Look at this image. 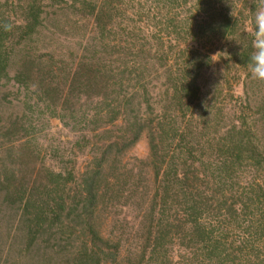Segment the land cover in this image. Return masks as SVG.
I'll use <instances>...</instances> for the list:
<instances>
[{"label":"trees","instance_id":"trees-1","mask_svg":"<svg viewBox=\"0 0 264 264\" xmlns=\"http://www.w3.org/2000/svg\"><path fill=\"white\" fill-rule=\"evenodd\" d=\"M79 3L83 12L89 8L85 17H92L97 33L105 37L113 25L111 2ZM47 5L76 8L77 2L25 0L20 20L13 23L0 10V89L13 82L33 91L36 105L80 133L82 148H91L92 156L80 170L70 161L60 170L27 175L23 169L34 156L32 121L17 117L2 126L0 150L9 145L15 162L0 167V194L4 204L21 211L23 256L44 239L62 235L66 245L60 254L68 264H173L170 245L177 239L180 247L194 251L192 264H264V184L253 181L240 192L235 189L245 167L263 174L264 181V146L253 140L256 134L244 118L222 127V110L212 106L199 83L218 59L249 72L248 29L256 3L244 0L237 10L235 3L201 0L198 20H180L195 29L191 36L175 29L167 48L166 38L156 33L140 45L118 40L113 66L83 60L62 82L51 65L46 73L36 70L29 55V42L44 25ZM107 16L110 20L103 24ZM222 41L229 42L226 57L224 51L215 57L212 47L205 50ZM155 80L162 81L158 102H153L150 86ZM144 134L150 157L138 161L153 173L151 194H138L143 170L134 172L123 161ZM135 199L146 205L143 213L150 225L137 262L124 258L120 244L104 236L99 225L101 214ZM233 229L242 230L240 243L229 244Z\"/></svg>","mask_w":264,"mask_h":264},{"label":"rangeland","instance_id":"rangeland-1","mask_svg":"<svg viewBox=\"0 0 264 264\" xmlns=\"http://www.w3.org/2000/svg\"><path fill=\"white\" fill-rule=\"evenodd\" d=\"M24 1L0 0V10L6 17L11 18L10 22H18ZM65 1L69 6L77 2V7L47 5L44 25L28 46L29 55L35 61V69L46 73L49 71L46 66L51 65L54 68L56 80L61 82L62 78L83 60L94 59L101 64H106L108 68L113 66L115 62L113 45L118 40H122L123 43L132 41L140 45L156 33L159 37L166 38L167 48L169 39L174 37L171 33L175 29L184 36H186L185 32L188 36L194 33L192 31L195 29L185 28L180 20L187 19L189 22H194L200 18L199 15L202 13V10L199 13L197 9V4L201 0H109L113 25L109 26L110 30L105 37H102L97 33L94 19L85 17L89 8L83 12L80 0ZM94 1L98 4L102 3V0ZM223 1L226 6L232 3L237 4V10H240L244 0ZM250 1L256 3V0ZM109 20L107 16L102 23H107ZM151 43L154 44L153 41ZM190 45L193 46V43ZM228 45L229 42L225 41L216 43L215 46L208 44L205 50H210L212 47L215 50L214 56L217 57ZM226 53L224 51V57ZM184 58H181L180 62ZM19 59H21L20 55L15 61ZM217 61L211 70L203 74L199 83L212 106L222 110V127L227 128L239 118H244L247 127L256 134L253 140L264 146V82L253 79L250 72L243 73L233 65L234 63L226 66L224 61L219 59ZM15 70V68L11 70V76L14 75ZM161 84L162 81L155 80L150 85L154 92L153 102L160 100V95L157 94L161 92ZM32 92H28L13 82L0 89V129L8 120L17 117L30 119L34 126L30 144L34 156L26 161L24 174L28 175L33 170L37 173L45 168L60 170L70 161L78 170L83 169L92 156L91 148H82L85 144L81 140L80 133L65 127L59 119L50 117L41 103L37 106L38 96ZM30 106L33 107L32 111L29 109ZM2 141L0 137V144ZM19 145L20 142L16 143V146ZM9 149V145H6L0 150V167L3 163L12 166L15 162V159L12 160L9 156ZM149 157L150 145L146 134L123 157L124 164L129 169L137 173L143 170L145 178L139 183L138 194H143L146 190L148 194L154 191L151 168L141 166L138 161H148ZM262 177L263 174L255 172L250 167H245L238 175L239 185L237 184L235 189L240 192V188L247 187L253 181L264 184ZM3 201L4 198L0 194V264H68V259L60 254L64 251L62 247L66 245L62 235H57L49 242L44 239L41 247H35L23 256L25 241L20 232L22 229L19 224L21 211L18 206L10 207ZM143 206L146 207L140 199H135L131 205L119 207L111 213H103L99 216V225L104 236L120 244L122 256L126 259L132 258L135 262L140 257L138 254L147 244L150 227L149 219L144 216ZM173 210L170 211L171 216L174 214ZM234 232L229 237V244L233 240L240 243L244 236L241 229ZM181 243L182 241L177 239L174 245H170L173 264H188L194 258V251L180 247Z\"/></svg>","mask_w":264,"mask_h":264},{"label":"clouds","instance_id":"clouds-1","mask_svg":"<svg viewBox=\"0 0 264 264\" xmlns=\"http://www.w3.org/2000/svg\"><path fill=\"white\" fill-rule=\"evenodd\" d=\"M248 32L252 36L248 71L253 79L264 82V0H256Z\"/></svg>","mask_w":264,"mask_h":264}]
</instances>
